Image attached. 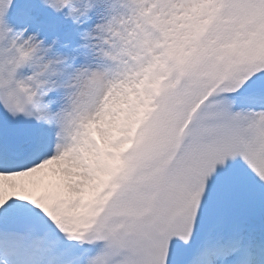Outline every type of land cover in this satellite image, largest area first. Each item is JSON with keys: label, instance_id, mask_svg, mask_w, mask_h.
Listing matches in <instances>:
<instances>
[{"label": "snow or ice", "instance_id": "6c2138e0", "mask_svg": "<svg viewBox=\"0 0 264 264\" xmlns=\"http://www.w3.org/2000/svg\"><path fill=\"white\" fill-rule=\"evenodd\" d=\"M0 264H264V0H0Z\"/></svg>", "mask_w": 264, "mask_h": 264}]
</instances>
